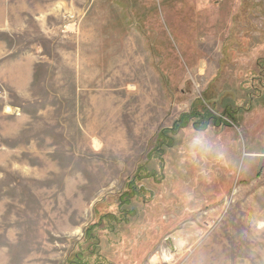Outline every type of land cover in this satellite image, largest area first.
I'll use <instances>...</instances> for the list:
<instances>
[{"label":"rangeland","instance_id":"obj_1","mask_svg":"<svg viewBox=\"0 0 264 264\" xmlns=\"http://www.w3.org/2000/svg\"><path fill=\"white\" fill-rule=\"evenodd\" d=\"M261 58L264 0H0V264H264Z\"/></svg>","mask_w":264,"mask_h":264},{"label":"trees","instance_id":"obj_2","mask_svg":"<svg viewBox=\"0 0 264 264\" xmlns=\"http://www.w3.org/2000/svg\"><path fill=\"white\" fill-rule=\"evenodd\" d=\"M258 67H259V70H260V74L262 73V70L264 69V58H261V59H259L258 60ZM263 89H264V85H263V87H262ZM193 116H192V118H199V119H202L203 120V122H204V124L205 125H207V122H208V120L211 118V115L210 114H205V115H203V114H196V113H193L192 114ZM188 118H190V117H188V116H183L181 119H180V121H178L176 124H175V128L174 129H167V130H164L163 132H162V135L165 137V138H168L170 135H173L174 134V131H177V130H180V129H182V128H184V126L186 125V121L188 120ZM233 119H235L234 117H232ZM191 119H189L188 121H187V124H189V121H190ZM202 122V123H203ZM199 124H201V123H199ZM198 123H196V125H199ZM224 125V123H222V122H219V121H217V120H215V126L216 127H221V126H223ZM174 130V131H173ZM163 137V138H164ZM163 142V141H162ZM167 144H166V142H163V146H162V148L164 147V146H166ZM162 148H159V150H161L162 151ZM145 172H147V168H145V167H140V169H139V172L138 173H145ZM131 185H132V183H131ZM131 190V189H130ZM134 193V192H133ZM127 194V196H129V193H126ZM124 197H126V195H124ZM131 198H121L120 199V211H122L123 212V214H126V215H124V217H121L119 220L116 218V217H114L113 216V224H112V228L110 229V232H111V230H112V232H115V230H116V228L117 227H119V226H121V225H128L129 224V222L132 220V219H134L135 218V213L132 211V210H126V208L128 207V206H130V204H131ZM131 223V222H130ZM93 229V227H90L89 229H87V232H86V234L88 235V236H90L92 239H94V236L93 235H91L90 234V231ZM97 241V240H96ZM77 256V258H76V260H74L71 264H88L86 261H85V259H84V257H83V254H78V255H76ZM99 256V255H98ZM100 257V256H99Z\"/></svg>","mask_w":264,"mask_h":264},{"label":"crops","instance_id":"obj_3","mask_svg":"<svg viewBox=\"0 0 264 264\" xmlns=\"http://www.w3.org/2000/svg\"><path fill=\"white\" fill-rule=\"evenodd\" d=\"M11 66H12L11 69H13V68H16V69L19 68L20 69V73H22V71H21L22 66H23V62L22 61L14 60L13 63L10 64L8 67H11ZM31 68H32L31 66H30V68H27L28 69L27 75H26V71H25V74H24V75H26L25 77H27L28 79H30V76H31ZM20 78H22V76H20Z\"/></svg>","mask_w":264,"mask_h":264},{"label":"bare ground","instance_id":"obj_4","mask_svg":"<svg viewBox=\"0 0 264 264\" xmlns=\"http://www.w3.org/2000/svg\"><path fill=\"white\" fill-rule=\"evenodd\" d=\"M167 259V257H165ZM171 260V259H169ZM153 264H159L160 263V258L158 256H153L150 260Z\"/></svg>","mask_w":264,"mask_h":264},{"label":"flooded vegetation","instance_id":"obj_5","mask_svg":"<svg viewBox=\"0 0 264 264\" xmlns=\"http://www.w3.org/2000/svg\"><path fill=\"white\" fill-rule=\"evenodd\" d=\"M103 257V256H102ZM102 262H98V264H111L108 260H106V257L102 259Z\"/></svg>","mask_w":264,"mask_h":264}]
</instances>
